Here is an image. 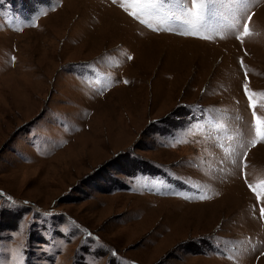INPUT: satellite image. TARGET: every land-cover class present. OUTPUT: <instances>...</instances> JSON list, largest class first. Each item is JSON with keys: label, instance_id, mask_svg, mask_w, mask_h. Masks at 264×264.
I'll return each mask as SVG.
<instances>
[{"label": "rangeland", "instance_id": "374dc122", "mask_svg": "<svg viewBox=\"0 0 264 264\" xmlns=\"http://www.w3.org/2000/svg\"><path fill=\"white\" fill-rule=\"evenodd\" d=\"M124 8L0 0V264H264V0Z\"/></svg>", "mask_w": 264, "mask_h": 264}, {"label": "snow or ice", "instance_id": "6c2138e0", "mask_svg": "<svg viewBox=\"0 0 264 264\" xmlns=\"http://www.w3.org/2000/svg\"><path fill=\"white\" fill-rule=\"evenodd\" d=\"M113 3H117V0H112ZM137 3H143L146 5L145 8L139 10V12H131L129 9L124 8V0H120V5L125 11L129 12L133 18L139 20L140 23L145 24V26L151 28V21L155 20L159 25L158 28L152 30H160L163 27L167 31H176L177 34L185 36H197L198 38L208 39L207 36H199L201 30H207L211 27L209 21L213 19L212 9L217 4H239L241 6V11L247 9L248 0H191V6H186L185 0H135ZM43 14V13H41ZM141 16L149 17V21L146 22L141 19ZM248 21H251L252 17L249 15L247 17ZM31 26H35L33 23ZM235 27V25H233ZM243 37L250 35L249 26L247 23L243 25V32L241 34ZM237 39H241L238 35ZM131 59V57H128ZM241 66L243 67V61H241ZM245 80H247V73H245ZM127 83V81H125ZM245 96L249 100V107L252 109L256 108V105L252 102V97L255 93L249 91L247 83L244 85ZM260 95L264 96V93ZM253 129L255 132V139L251 141L252 146L257 143L264 141V118L257 116L256 111L253 110ZM180 142V141H177ZM186 142V141H184ZM250 189L252 188L249 185ZM195 195V193H194ZM257 202H260V194L257 193ZM200 199H206V196H199ZM260 218L264 220V207L260 208ZM115 255V253H114ZM264 255V253H262Z\"/></svg>", "mask_w": 264, "mask_h": 264}]
</instances>
